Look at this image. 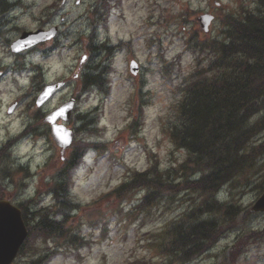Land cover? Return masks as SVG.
<instances>
[{
  "label": "rangeland",
  "instance_id": "1",
  "mask_svg": "<svg viewBox=\"0 0 264 264\" xmlns=\"http://www.w3.org/2000/svg\"><path fill=\"white\" fill-rule=\"evenodd\" d=\"M8 1L19 5L5 15L0 11V142L8 135L12 146L8 162L0 164L1 172L8 171V186L2 195L42 214L52 212L51 207L60 209L47 189L71 149L61 152L42 119L74 99V116L67 125L74 131V141L85 139L104 147L88 150L82 164L70 174L68 199L79 208L70 214L65 228L87 243L65 246L64 253L48 264H164L166 256L146 243L163 242L164 232L192 207L190 193L169 196L144 211L135 209L142 192H134L124 202L97 198L123 181L127 170L145 171L151 159L157 160L159 169L176 168L183 161L184 151L172 145L165 126L174 123L179 86L195 70L197 55L189 45L220 37L221 17L253 10L254 1L111 0L109 14L101 20L103 0H65L64 4L62 0ZM203 14L214 16L207 33L198 22ZM51 26L59 29L60 50L46 56L36 48L18 55L10 52V44L23 31ZM119 42L129 47L113 49ZM90 45H107L112 51L91 52ZM130 60L140 67L135 76L129 73ZM98 68L103 72L102 89L84 88L83 75ZM56 82H63L62 89L36 108L34 100L42 88ZM11 106L14 110L8 113ZM82 116L96 120L97 126L88 132L79 130L77 119ZM140 116L132 136L127 126ZM34 127L38 130L33 133ZM38 132L46 135L37 136ZM262 141L264 132L251 146ZM263 192L264 154L254 162L251 174L238 177L216 195L220 202L241 207L237 226L188 264H226L229 251L245 235L251 238L240 245L236 264H264V213L250 212ZM57 244L29 239L13 264L34 260L32 247L40 250Z\"/></svg>",
  "mask_w": 264,
  "mask_h": 264
},
{
  "label": "trees",
  "instance_id": "2",
  "mask_svg": "<svg viewBox=\"0 0 264 264\" xmlns=\"http://www.w3.org/2000/svg\"><path fill=\"white\" fill-rule=\"evenodd\" d=\"M254 1L253 11L221 17L220 37L195 44L202 54L200 68L180 89L174 123L166 129L172 145L184 151L183 161L176 168L159 169L152 159L144 172L128 171L125 180L105 195L121 202L144 191L137 205L140 211L172 195L193 196L192 207L164 232L163 242H148L152 250L155 247L166 256L164 264L191 262L237 226L241 207L218 201L216 194L238 177L251 174L254 162L264 154V141L250 145L264 132V0ZM203 59L206 65H201ZM102 75L86 74L84 86H101ZM92 122L83 123L79 130L88 132ZM90 146L96 145L85 139L75 141L66 166L74 168ZM51 190L58 199L66 193L67 184ZM32 230L43 237H60L63 221L43 214ZM250 238L245 235L237 241L226 264H236L240 245ZM45 259L30 264H43Z\"/></svg>",
  "mask_w": 264,
  "mask_h": 264
},
{
  "label": "water",
  "instance_id": "3",
  "mask_svg": "<svg viewBox=\"0 0 264 264\" xmlns=\"http://www.w3.org/2000/svg\"><path fill=\"white\" fill-rule=\"evenodd\" d=\"M211 17L203 16L200 21L202 28L207 31ZM54 31L44 33L38 30L34 33H23L21 38L12 45L14 52H19L31 47L52 36ZM58 88V85L44 89L36 104L42 105ZM73 107V101L66 103L63 107L48 115L44 121L51 125V135L57 145L62 149L69 147L72 140V133L64 126L55 124L58 118L68 121ZM251 211H264V194L256 201ZM26 236V231L20 218V212L7 202L0 203V264H10L16 255L20 245Z\"/></svg>",
  "mask_w": 264,
  "mask_h": 264
},
{
  "label": "bare ground",
  "instance_id": "4",
  "mask_svg": "<svg viewBox=\"0 0 264 264\" xmlns=\"http://www.w3.org/2000/svg\"><path fill=\"white\" fill-rule=\"evenodd\" d=\"M259 118V116H256L255 119ZM254 139L251 141L250 145L253 144Z\"/></svg>",
  "mask_w": 264,
  "mask_h": 264
}]
</instances>
